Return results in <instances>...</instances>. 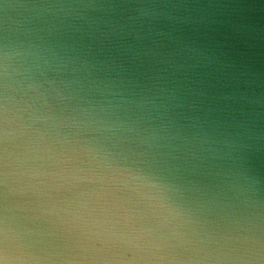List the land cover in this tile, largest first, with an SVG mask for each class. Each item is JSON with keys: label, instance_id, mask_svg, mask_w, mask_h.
Here are the masks:
<instances>
[{"label": "water", "instance_id": "obj_1", "mask_svg": "<svg viewBox=\"0 0 264 264\" xmlns=\"http://www.w3.org/2000/svg\"><path fill=\"white\" fill-rule=\"evenodd\" d=\"M0 264H264V0H0Z\"/></svg>", "mask_w": 264, "mask_h": 264}]
</instances>
